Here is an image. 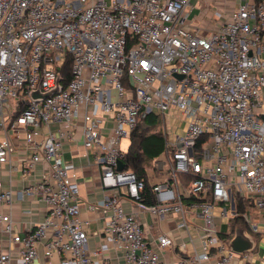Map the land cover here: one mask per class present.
Here are the masks:
<instances>
[{
	"label": "built area",
	"instance_id": "obj_1",
	"mask_svg": "<svg viewBox=\"0 0 264 264\" xmlns=\"http://www.w3.org/2000/svg\"><path fill=\"white\" fill-rule=\"evenodd\" d=\"M190 5V0H0V127L24 132L32 151L25 175L39 162L49 165L20 192L46 203L43 220L21 234L12 214L0 208V240L3 232L9 235L0 264L11 260L16 246L21 264H33L40 249L42 264H97L111 248L121 249L127 264H163L139 214L124 207L127 200L140 202L145 181L133 170L118 169L125 154L122 138L150 113L163 123L166 159L158 164L164 178L153 185L154 202L142 204L159 220L180 215V226L187 228L186 214L200 211V246L181 258L183 264L248 260L247 252L236 253L221 237L220 221L237 214V195L264 212V3H240L209 34L190 24ZM68 57L72 77L64 85ZM58 84L52 95L32 99L33 90L48 92ZM11 97L20 99L17 105ZM96 103L114 114L106 139L99 131L103 116L88 112ZM78 120L84 123L85 146L98 152L104 189V197L89 204L105 216L104 239L94 251L88 249L78 181L61 163L64 138ZM54 122L61 123L58 132L43 133ZM13 148L8 133L0 141V163L10 160ZM188 175L193 178L186 180ZM12 200L13 191L3 189L0 179V204ZM155 242L158 248L174 245L167 232ZM194 243L190 236L179 249L186 252Z\"/></svg>",
	"mask_w": 264,
	"mask_h": 264
},
{
	"label": "crops",
	"instance_id": "obj_2",
	"mask_svg": "<svg viewBox=\"0 0 264 264\" xmlns=\"http://www.w3.org/2000/svg\"><path fill=\"white\" fill-rule=\"evenodd\" d=\"M111 1V0H108ZM190 24L198 27L202 34H209L214 31L219 25L223 24L231 13L237 9L240 3H264V0H190ZM216 11H220L222 15L216 17ZM112 94L117 95V90L112 87ZM15 105V104H14ZM20 108L16 110L20 112ZM89 114H101L103 116L99 131L106 139L111 127L115 124L113 112L106 113L101 109L99 103L92 104L88 107ZM82 120L76 122L74 132L64 138L63 152L61 163L69 168L71 174H75V179L79 184V197L81 204V218L88 221L87 228L89 231L88 249L90 251L96 250L104 239L103 226L105 216L99 210H92L89 204H95L104 197V189L101 184V169L98 160V152L96 148H87L82 138ZM61 126L60 122L51 123L50 126L43 127V133L49 129L58 132ZM9 138L14 144L11 151L10 160L0 163V179L2 180L3 189H11L13 191L12 204H0V208L5 212H10L14 221V227L21 234H26L28 228L43 220L47 214L46 203L35 194L20 195V192L33 185L39 180L45 172L49 171V165L46 162H39L35 168L27 175L24 170L27 160L32 156V151L27 148L24 139L23 131L18 133L8 130ZM7 129L0 127V141L5 139L8 135ZM130 145V137H129ZM128 145V148H129ZM127 148V150H128ZM163 161L155 158L151 166L147 168V173L152 184L164 178L163 170L160 169L159 163ZM156 167V168H155ZM154 169L158 171L156 175ZM156 179V180H154ZM127 211H133L139 214L143 221V226L148 239L152 242L154 247L158 249L161 263L163 264H183L182 257L188 256L193 248L199 249L201 238L203 235L200 226L203 225L204 220L199 215L200 211H190L186 214L188 228L180 226L182 217L178 214H173L164 220L156 219L147 210L146 206L141 202L135 200H127L124 204ZM235 209L236 200L233 201ZM243 221L245 227H242L239 221H235L233 216L229 222L220 221L221 230L226 234V240L230 241L239 230H244L245 234L249 236L254 243V247L250 251H246L249 256L248 260H243L242 256L235 257L228 264H264V212L257 210L253 206L248 205L244 211ZM245 215L250 218L251 223L257 226V230L253 231L250 222ZM161 232L169 233L174 239V245L171 247L158 248L155 242L156 237ZM191 238L194 240V247L192 244L187 246L186 252L179 249L181 242H189ZM9 235L3 232L0 240V251L6 247ZM11 260L5 264H21L19 258L18 246L13 251ZM101 260L97 264H127L124 253L119 248H111L104 252ZM44 255L40 249V258H37L33 264H42ZM57 260V259H56ZM205 264H217L215 259H212Z\"/></svg>",
	"mask_w": 264,
	"mask_h": 264
},
{
	"label": "trees",
	"instance_id": "obj_3",
	"mask_svg": "<svg viewBox=\"0 0 264 264\" xmlns=\"http://www.w3.org/2000/svg\"><path fill=\"white\" fill-rule=\"evenodd\" d=\"M72 61L68 57L65 65L63 66V83L64 85L71 79ZM19 113V112H17ZM161 124V118L155 113H150L142 119L137 127L133 130L130 136V145L128 150L125 152L123 162L125 169L133 170L140 179L145 181L146 187L142 190L140 196V202L143 204H151L154 202L153 185L147 173V168L150 166L152 161L159 157L165 151V137L161 129L157 127ZM156 175L158 171L154 169ZM161 176V175H160ZM193 177L188 175L185 177L186 180H190ZM186 200H191L186 198ZM250 203L243 199L241 196H236V211L235 221H239L242 227H245L243 221V213L246 211L247 206ZM222 238H226L225 233H221Z\"/></svg>",
	"mask_w": 264,
	"mask_h": 264
},
{
	"label": "water",
	"instance_id": "obj_4",
	"mask_svg": "<svg viewBox=\"0 0 264 264\" xmlns=\"http://www.w3.org/2000/svg\"><path fill=\"white\" fill-rule=\"evenodd\" d=\"M60 89L59 84L48 92H42L40 89L33 90L31 92L32 99L38 101L46 96L52 95L55 91ZM125 165L123 160H119L118 169H124ZM230 246L236 253H243L250 251L254 247L253 240L247 236L244 230H239L236 235L230 240Z\"/></svg>",
	"mask_w": 264,
	"mask_h": 264
},
{
	"label": "rangeland",
	"instance_id": "obj_5",
	"mask_svg": "<svg viewBox=\"0 0 264 264\" xmlns=\"http://www.w3.org/2000/svg\"><path fill=\"white\" fill-rule=\"evenodd\" d=\"M10 99H11V101L13 102V104H15V105H17L18 102H19V100H20V99L15 98V97H11ZM157 129H161L162 131L164 130V128H163V123H162V122H161V124L157 127ZM128 145H129V138H122V140H121V150H122L123 152H126V151H127ZM158 159H159V161H160V160L165 161V159H166V155H165V153H162V154L158 157ZM150 166H151V164H150ZM155 168H156V167H155ZM155 174H156V173H155ZM154 180H156V179H154ZM226 206L228 207V204H227Z\"/></svg>",
	"mask_w": 264,
	"mask_h": 264
}]
</instances>
